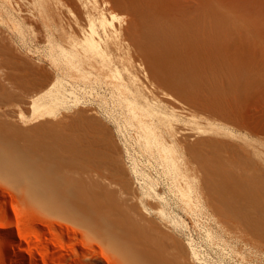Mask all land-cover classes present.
Wrapping results in <instances>:
<instances>
[{
  "label": "rangeland",
  "instance_id": "rangeland-1",
  "mask_svg": "<svg viewBox=\"0 0 264 264\" xmlns=\"http://www.w3.org/2000/svg\"><path fill=\"white\" fill-rule=\"evenodd\" d=\"M10 1L20 23L0 20V146L41 169L47 194L78 214L43 211L29 182L0 171V264H264L263 204L246 221L219 187L222 160L264 171V0ZM160 52L168 70L187 69L193 91L165 84ZM47 76L63 77L69 104L41 117L29 88ZM140 93L163 113L134 117ZM140 120L158 142L145 144ZM10 233L16 252L4 246Z\"/></svg>",
  "mask_w": 264,
  "mask_h": 264
},
{
  "label": "bare ground",
  "instance_id": "bare-ground-1",
  "mask_svg": "<svg viewBox=\"0 0 264 264\" xmlns=\"http://www.w3.org/2000/svg\"><path fill=\"white\" fill-rule=\"evenodd\" d=\"M9 2H11V1L10 0H0V20L10 21L14 24L15 23L19 24L20 22L18 23L16 21V17L14 16V7H11L9 5ZM113 3H115V2L113 1ZM153 21H155V20H153ZM161 22H163V21L156 22L157 23L156 24L157 29L153 30L154 33L159 32L160 29L161 30L164 29L163 24ZM85 43L94 49L97 47V45L90 39H86ZM163 54L164 53H161V55H158L157 61H158L159 68L163 67L164 72H166L165 73V80H164L166 82L165 84L167 86L171 87L176 92L180 91L184 94L190 93L189 90H192L194 88V86H193V84H189V83H191V81H189V79L187 78V72H188L187 69L185 68L184 70H181L179 65L173 64L174 69L168 70V69H170L169 68L170 62H169V59L166 60V57H164ZM74 59H75V56L72 58L68 57V58L64 59V61L67 65L72 66L74 64V61H73ZM258 74H259V72L253 71L251 76H254V77L256 76V78H258L259 77ZM62 79H63V77H59V76H57L55 78H53L51 76H47L44 80H40V78L33 80V82H32L33 87L31 89L29 88V92L32 94L31 98H33V101L31 104V109H32V112L34 114L39 115L41 117H45V116L52 115L54 113V110L57 108H64V109L68 108L69 102L67 100L68 97L66 95L67 91H65V89L63 87ZM19 84H20V86H26V82H24L23 80H22V82H19ZM153 87L149 91V93L152 94V96H157L155 91L158 89H157V87H154V88ZM21 88H23V87H21ZM139 95L140 96H138L139 97L138 99H140V102L136 99H135V101L130 102L131 103L130 108L133 112L132 114L134 115V117H139V116L142 117V115H150L151 116L154 113H160V114L163 113V111L161 109L162 107L159 105L158 102L151 101L148 98V96H146L145 94L140 93ZM234 102L231 101V103H234ZM152 111H153V113H152ZM77 115H80L81 117L83 115L82 118H84L85 121H90L91 118H93V117H88V116L84 115V113L81 115V114H79V112H77ZM75 118H76V116H75ZM213 120H215V119H213ZM217 120L218 119H216V121ZM78 121H79V119H78ZM91 123H92V121H91ZM139 123H140V128H141L142 133H143L141 136L144 138L145 144L147 146H149L154 142H158V139H157L158 134L153 128H151L150 124H148L142 120H140ZM170 136L174 138V142L178 141L181 144L184 143V146H186V147L188 146V145H185L184 140L177 138L175 132H171ZM92 145H93V142L91 143V146ZM86 147H88V146H86ZM46 151H47L46 152V155H47L46 160H47L48 165H49L47 167V169L49 171H51L53 168V162H54V160L59 159V155H58V152H56L52 149H49ZM126 151H127L126 153H129L128 149ZM93 152L94 151H91L92 154H93ZM189 152L191 153L190 150H189ZM89 153H90L89 149H85L83 147H81L79 149V157H81V159H83V160H87ZM262 159H264V158H262ZM262 159H259V160H262ZM166 160H167L165 162L166 168L170 172L177 171L178 174L182 175L181 176L182 178H187V176L185 175V164L184 163L179 165V163L175 162L173 159H166ZM222 161H223V168L221 171L219 170L220 171V180H219L220 184L219 183L218 184H219V187H221V191H223L224 196L228 199L231 196L234 197L235 207L239 211L243 210V212H244V214L242 213L243 218L246 221L252 215H259L260 214L259 211H261L260 207H258V206L255 207L254 204H255V202L256 203L261 202L263 204V207H264V171L259 170L257 168V166L251 165V164L245 163V164H243V166L237 167L236 165H234L233 163H230L226 159L222 160ZM254 164H255V162H254ZM263 169H264V167H263ZM0 171L2 173L6 174V176H8L10 178H19V179H23V180L29 182L31 184L32 189L34 190V194L37 196V198H35V201H36L37 205H39L41 207V209H43V211L63 214L64 216H70V218H76L77 217L78 206L75 203L70 202L68 200L69 197L60 196L58 199H54L53 197H50L46 191V190H49L50 187L49 188L43 187L44 183L41 180V175H43L42 170L37 168L35 165H33L28 160V158L25 157L24 155H22L21 153L19 154V153H16L14 151L9 150V148H5V147L0 146ZM133 172L137 173L135 169L133 170ZM184 181H185V179H184ZM186 184H188V182H186ZM110 186H111V184H110ZM151 187H153V186H151ZM187 193H188L187 191H182V195H186ZM99 198H104L107 201H114L115 200V199H113V193L108 191V189H106L105 187L102 188L101 186H100V190H99ZM109 203H111V202H109ZM240 203H241V205H240ZM105 207H106V205L104 206V204H103V206L101 208L104 212H105V210H104ZM81 209H82V205L79 201V220L81 217V214H80ZM106 212H108V211H106ZM5 218H6V216H5ZM189 245H190V248L192 251L193 258H195L198 262H201L200 254L193 247L192 241L189 242ZM4 246L6 248H8L9 251L16 252L15 234L14 233H10V235L5 238ZM9 260H11V255L9 254V252H5L3 254L2 261L8 262ZM202 262H204V261H202Z\"/></svg>",
  "mask_w": 264,
  "mask_h": 264
}]
</instances>
